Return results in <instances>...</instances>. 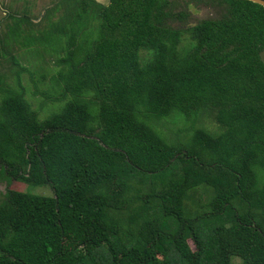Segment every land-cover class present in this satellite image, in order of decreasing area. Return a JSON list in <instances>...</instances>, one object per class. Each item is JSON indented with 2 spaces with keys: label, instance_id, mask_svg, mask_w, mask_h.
Returning a JSON list of instances; mask_svg holds the SVG:
<instances>
[{
  "label": "trees",
  "instance_id": "16d2710c",
  "mask_svg": "<svg viewBox=\"0 0 264 264\" xmlns=\"http://www.w3.org/2000/svg\"><path fill=\"white\" fill-rule=\"evenodd\" d=\"M59 1L0 39V68L14 38L51 53L0 70V264H264V8Z\"/></svg>",
  "mask_w": 264,
  "mask_h": 264
},
{
  "label": "rangeland",
  "instance_id": "374dc122",
  "mask_svg": "<svg viewBox=\"0 0 264 264\" xmlns=\"http://www.w3.org/2000/svg\"><path fill=\"white\" fill-rule=\"evenodd\" d=\"M97 3L102 4L103 6L108 5V0H95ZM171 2V9L173 13L177 16H182L183 20L181 23H173V27H186L193 24H198L203 21H213L220 18V7L216 1L212 0H169ZM58 4H61L59 0H0V39L8 40L10 33L8 28L12 23L8 20L7 15L10 12H22V16L25 11H29L30 18L32 19L33 26L35 31H43L47 25V15L51 12V9L56 8ZM64 5V3H63ZM62 6V5H61ZM67 6H62L60 9H65ZM29 27L24 26L22 31L28 30ZM16 39V38H14ZM11 40L13 45L9 43L10 55H7L1 61V72L8 77L12 76V57H15L21 64V66L26 69L34 70H48V67L51 68V53L48 55H36V49L32 53L26 54L24 48L23 40ZM14 40V41H13ZM24 48V49H23ZM41 51V50H40ZM46 53V52H45ZM34 66V68H33ZM33 69V70H32ZM44 71V72H46ZM40 74V73H38ZM22 85L28 88L30 94L36 93L38 89H44V86L41 84L40 77L36 75L34 80H31V75L26 73L22 76ZM40 81V83H39ZM10 84L13 82V77L10 79ZM38 104H35V107ZM203 126L207 128V125ZM211 131H215L214 127L210 125ZM10 190L17 192H25V187L22 185L13 184L10 187ZM7 191L6 184H0V194L1 196ZM36 194H41L44 196H52V193L49 190H39L35 191ZM0 196V198H1Z\"/></svg>",
  "mask_w": 264,
  "mask_h": 264
},
{
  "label": "water",
  "instance_id": "95a60500",
  "mask_svg": "<svg viewBox=\"0 0 264 264\" xmlns=\"http://www.w3.org/2000/svg\"><path fill=\"white\" fill-rule=\"evenodd\" d=\"M246 1L260 5L264 8V0H246ZM259 58H260L261 62L264 64V49L259 53Z\"/></svg>",
  "mask_w": 264,
  "mask_h": 264
}]
</instances>
